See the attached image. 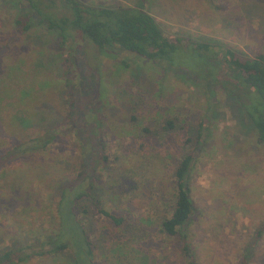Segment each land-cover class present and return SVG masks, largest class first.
<instances>
[{"label": "rangeland", "instance_id": "1", "mask_svg": "<svg viewBox=\"0 0 264 264\" xmlns=\"http://www.w3.org/2000/svg\"><path fill=\"white\" fill-rule=\"evenodd\" d=\"M95 1L112 5H135L138 2ZM147 1V7L155 13L170 38L221 41L237 54L248 57L264 53V0H215L213 3L212 0ZM16 12L0 4V78L7 77V73L18 64L21 70L14 71V75L19 76L23 85L33 81L37 86L39 81L43 82L46 78H53L55 82L52 75L70 69L71 62L67 61L68 64L61 67L54 65L51 69L41 68L38 59L44 58V55L37 54L38 49L31 37L28 38V33L19 34L14 27ZM50 44L53 47L46 51L48 55L55 54L53 49L57 46L55 40ZM118 53V59L100 55L98 61L95 59L90 64L83 63L85 75L90 74L92 66L99 65L98 73L106 87L103 96L105 107L100 111L105 121L102 145L107 146L110 154L106 171L100 167L96 170L101 144L97 139L98 132L89 123L93 119L90 114L93 103L90 79L81 75L79 82L75 83L73 96L70 94L66 97L68 88L59 94L50 92V100L37 106L41 114L35 116L36 122L22 131L26 135L23 141H28V134L42 130L43 124H54L64 117L63 113L77 108L75 112L82 115L79 121L84 126V145L80 146L79 141L71 135L61 137L48 151L30 152L9 167L0 176L1 200L6 204L1 206L0 203V225L7 223L6 226L18 230L24 226L27 218L45 217L48 213L38 209L24 211L22 205L26 208L34 205L30 202L24 204L21 199H27V196L43 199L50 206L59 199V187L72 184L81 172L79 179H90V172L94 175L96 170L94 176H101L95 185L100 190L98 198L118 213H130L132 223L137 224L132 229L133 234H127L131 240L128 243L135 250L128 246L129 251L119 256L122 259L119 264L145 255H150L156 264H188L180 254L178 238L159 234V224L166 215L165 211L174 207L177 191L173 173L178 160L194 147V142L186 143V139L190 136V128L195 130L202 120L205 107H202V89L200 93L197 86L184 83L185 86H179L170 95L167 91V98L159 103L145 91L150 88L152 92L154 89L151 77L161 76L156 71H146L148 68L142 67L137 78L132 72L136 70L140 58L126 51ZM83 57L81 50L79 60L82 61ZM121 58L125 59L129 68L117 65ZM56 62L59 63V60ZM180 62L193 68L195 65L187 53H183ZM14 79H7V83L18 85V80L14 82ZM72 101L73 106L70 105ZM221 102L219 118L210 124L208 130H204V145L199 151L190 183L196 212L184 230L189 236L196 264H242V257L252 250L248 264H264V145L255 146L254 136L245 137L244 131L239 130L235 123L234 112L225 106V98ZM59 106L64 112L60 111ZM159 109L164 113L163 116L156 113ZM134 116L138 118L137 121ZM165 116L178 119L182 124L174 130L180 132V136L177 138L178 143L169 148L172 151L165 148L160 152L158 143H148L147 140L146 144L150 146L134 154L131 150L140 148V142L134 139L144 134L143 127L158 131ZM0 136L13 139L1 123ZM48 218L49 222L41 219L32 228H42V223L48 228L51 223H55V214ZM100 221L101 225L109 226L104 223V219ZM140 233L144 235L143 239L139 238ZM101 247L106 258L102 260L99 256L98 264H110L112 249L108 245ZM29 264L67 263H53L49 258H38Z\"/></svg>", "mask_w": 264, "mask_h": 264}, {"label": "trees", "instance_id": "2", "mask_svg": "<svg viewBox=\"0 0 264 264\" xmlns=\"http://www.w3.org/2000/svg\"><path fill=\"white\" fill-rule=\"evenodd\" d=\"M147 3V0H138L135 5H112L95 0H0V4L7 10L17 11L13 25L18 33H28V38L31 37L33 45L38 49L37 54L44 55V58L38 59L41 68L51 69L54 65L61 67L68 64L67 61L71 62L70 69L63 73L56 71V76L52 75L55 82L53 78H46L43 82L39 81L37 86L33 81L23 85L19 76L14 75V71L21 70L18 64L7 73V77L0 78V123L13 137L0 136V176L22 156L37 150L48 151L61 137L71 135L79 141L80 146L84 145V126L79 121L82 115L75 112L77 108L69 109L67 114L63 113L64 117L54 124H43L42 130L28 134V141H23L26 135L22 131L24 127L36 122L35 116L41 114L37 106L50 100V92L59 94L68 88L66 97L70 94L73 96L75 83L79 82L81 75L90 79L89 87L93 95L90 114L93 119L89 123L98 132L99 136L96 137L101 144L95 163L96 170L100 167L106 171L110 154L107 146L102 145L105 121L100 113L105 107L103 96L106 87L99 74V65L92 66L90 74L85 75L83 63L90 64L95 59L98 61L100 55L118 59V52L133 54L140 58L136 70H132L137 78L142 67L148 68L146 71H156L161 76L151 77L154 89L152 92L150 88L145 91L157 102H164L168 96L167 91L170 95L179 86H185L184 83L197 86L198 92L202 89V107L205 106L202 120L195 130L190 128V136L186 139V143L194 142V147L178 160L173 173L177 191L174 207L165 211L166 215L159 224V234L177 237L181 244L182 258L188 264H196L189 236L184 229L196 212L190 183L199 151L204 145V130H208L210 124L219 118L221 99L225 98V106L234 112L239 130L244 131L245 137L254 136L255 146L264 145V53L248 57L237 54L221 41L170 38ZM52 40L57 43L53 49L55 54L48 55L46 51L52 49ZM81 50L84 56L82 61L79 60ZM183 53L194 60L195 69L180 62ZM58 60L59 63L56 62ZM117 65L129 68L123 58L118 60ZM166 76L171 78L166 79ZM10 78H15L14 82L18 80V85L8 84L7 79ZM70 105L73 106L74 102H70ZM14 107L19 108L16 113ZM59 109L64 112L60 106ZM156 113L161 116L164 114L161 109ZM134 120L138 118L134 116ZM179 126L182 124L178 119L165 116L160 130L154 132L148 126L143 127L144 134L134 139L140 142V148L131 151L137 154L147 149L150 146L146 144L147 140L148 143H158L160 152L165 148L172 151L169 148H173L172 144L176 145L179 141L177 138L180 132H174ZM81 175L82 172L79 177ZM90 175V179L77 177L72 184L59 187V199L55 204L50 203V206L43 199H31L28 196L27 199H21L24 204L30 202L34 205L31 208L22 205L24 211L38 209L48 214L43 218H27L24 226L18 230L6 226L7 223L0 225V264H29L38 258H49L53 263L98 264L99 256L102 260L106 258L101 245H108L112 249L110 253L113 259L110 264H119L122 262L119 256L127 253L130 248L135 250L129 245L131 240L127 234L132 235V229L137 224L132 223L130 213H118L98 198L100 190L95 185L101 176L99 174L96 178L91 172ZM2 195L0 193L1 206L5 204L2 203ZM52 214L56 215L54 224L45 228L42 223V228H32L41 219L49 222L48 217ZM102 219L109 224L108 227L101 225L99 220ZM139 238L143 239L144 235L141 234ZM253 251L242 257V264H248ZM154 261L150 255L127 260L129 264H156Z\"/></svg>", "mask_w": 264, "mask_h": 264}]
</instances>
